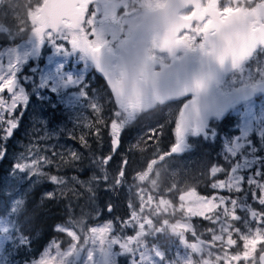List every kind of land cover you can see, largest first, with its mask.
<instances>
[{"label":"rangeland","instance_id":"rangeland-1","mask_svg":"<svg viewBox=\"0 0 264 264\" xmlns=\"http://www.w3.org/2000/svg\"><path fill=\"white\" fill-rule=\"evenodd\" d=\"M211 1L219 5L222 0L202 3L208 8ZM223 1L226 5L235 3ZM41 2L0 0V74L6 73L10 62L18 60L16 84L26 98L22 101L24 106L11 113L0 110V149L5 150L0 152V264H39L48 256L55 258L56 264L60 259L57 245L61 252L73 247L63 228L79 236L76 249L64 258V264H89V251L93 252L92 264H130L129 256L121 253L125 249L138 258L137 264L240 263L245 252L250 260L254 259L258 243L254 251L251 244L246 248L244 243L255 239V233L243 232L242 221L233 220L219 209L206 212L202 207L205 202L198 199V194L211 197L216 191L211 184L224 179L230 169L236 168L245 179L250 171L264 170V94L256 90L264 83V50L204 83L196 96L195 110L189 115L187 131L180 137L173 134L174 123L182 106L191 103L194 94L168 101L159 96L156 83L152 98L146 99L143 110H137L127 120L119 146L113 149L108 125L119 102L111 91V83L101 78L96 86L98 75L81 51H64L47 40L29 41L28 19ZM139 6L148 4L131 1L127 11L132 8L136 12ZM109 16L104 22L98 21L97 27L100 38L107 41L105 47L117 49L124 40L136 49L144 31L141 29L134 39L133 33L140 27L134 26L131 18L122 17L117 23ZM3 26L9 31L3 30ZM149 34L151 57L159 62L160 71L170 63L184 65L181 53L191 60L202 53L198 48L186 47H174L169 54L165 53L157 39L160 33ZM119 49L113 52L115 56H119ZM117 59L105 67L109 79L116 73L114 69L125 63ZM153 69L158 71L156 63ZM3 96L11 103L10 94L5 92ZM90 104H98L101 111L94 112ZM8 119H14L18 126L5 136L3 129L7 128ZM222 122L234 125L227 127L226 135L218 140V125ZM216 140L220 147L210 153L209 158L214 156L211 162L200 147ZM175 143L180 148L171 152ZM73 152L78 159L73 158ZM108 155V164H102V158ZM33 159L37 160L39 174L32 170L16 171L17 163L31 164ZM125 159V182L113 186ZM217 166L223 172L213 178L209 171ZM52 175L62 177L64 183L53 184L48 179ZM37 188L45 194L54 193L52 198H45L62 201L65 220L54 229L70 244L61 246L59 241H50L43 252L31 257L20 225L28 194ZM219 194L233 198L245 195L227 191ZM247 203L254 210H264L252 199L250 191ZM129 205L133 227L121 231L120 222L128 218ZM108 208L110 214L106 212ZM238 214L246 216L239 210ZM108 221H113L116 236L109 233L103 243L87 239L92 226ZM120 235L124 236L117 240ZM260 235L264 236V229ZM21 252L24 257L19 255Z\"/></svg>","mask_w":264,"mask_h":264},{"label":"snow or ice","instance_id":"snow-or-ice-1","mask_svg":"<svg viewBox=\"0 0 264 264\" xmlns=\"http://www.w3.org/2000/svg\"><path fill=\"white\" fill-rule=\"evenodd\" d=\"M92 4L95 7L91 14L88 15L89 5ZM245 7L246 15L240 18L243 21V26L230 36H221L219 25L207 17L194 19L193 16H188L184 18L187 21V26L179 27L164 34L160 48L161 50H170L179 46L198 48L210 61H214L221 66L226 63L230 65L239 64L241 66L258 50H264V0H247ZM243 10L241 8L220 9L216 14L222 16L225 12L238 13ZM98 16L100 17L99 19ZM106 16L107 13L101 14L100 0H42L28 21L31 24L30 34L39 38L40 43L47 40L64 51L79 50L99 62L107 41L100 38L97 27L98 21H102ZM201 24L203 27L198 26ZM85 25L90 31L86 30ZM3 30L9 31L5 26H3ZM90 37L92 38L90 39ZM197 37H199L198 45ZM151 59L154 60L155 57H151ZM18 63V60L10 62L7 65L6 73L0 74V110H5L8 113L13 112L19 106H24L22 101L26 99L23 95V90L19 89L16 84ZM110 83L111 91L114 93L116 101L119 102L118 107L113 112V118L108 125L111 145L115 149L119 146L122 128L137 110H143L146 97L136 87H134L131 94L128 92L127 79L123 72L114 73L110 79ZM145 83L147 82L145 81ZM203 86L201 81L196 80L189 87L185 88V94L191 92L194 95L191 103L186 102L178 113V118L174 123V136L180 137L182 133L187 131L189 115L195 110L196 96L199 95ZM5 92L10 94L11 103L4 98L3 94ZM89 107L94 112L98 113L101 111L98 104H90ZM0 119H3V117L0 116ZM6 123L7 128L3 129V131L5 136H8L18 124L14 119H8ZM194 131H198V129H194ZM96 132L99 136L100 130L98 128ZM80 139L82 142L84 141L83 136ZM179 148V143H175L170 151L175 152ZM4 151V149H0V152ZM72 156L75 159L79 158L75 152L72 153ZM110 159L111 155H108L102 158L101 163L107 165ZM127 165L128 161L126 159L122 160L113 186H119L125 182V169ZM36 166L37 160L33 159L31 164L17 163L14 167L18 173L32 170L33 174H39ZM221 172H223V169L217 166L210 169L209 175L215 178ZM229 173L225 174L224 179L214 180L211 187L216 191H214L211 197L198 194V199L205 202L202 207L206 212H214L219 209L224 214L231 215L233 220L242 221L243 232H254L256 238L246 240L244 243L246 248L251 244L254 251L257 243L264 242V236L260 235L261 230L264 229V210H254L247 203V193L250 191L252 199L259 205L264 206V170L257 168L254 172L250 171L247 179H245L242 173L238 174L236 168L230 169ZM48 179L53 184L59 185L64 183L63 178L56 175L49 176ZM104 179L107 180V177L105 176ZM245 185L248 186L247 190L245 189ZM225 191L245 193V195L233 198L232 196L219 194ZM45 195L52 198L54 193H46ZM129 208L128 218L120 222L121 231L133 227L130 223L133 216L131 205H129ZM238 210L246 213V216L241 217L238 214ZM202 218L205 217L202 216ZM62 230L66 231L67 235L71 237L73 247L68 252H61L57 245L56 253L60 259L56 264H64V258L72 255V251L76 249L77 242L79 241V236L74 231L64 228ZM237 231L241 232V229H237ZM89 232L90 235L87 239L93 243H103L109 233L116 236L113 221H108L102 226H92ZM123 236H117V240L122 239ZM116 246L123 248L118 243H116ZM121 253L129 256L130 264H137L138 258L131 251L125 249ZM243 258H248L247 252L244 253ZM54 259L48 256L46 259H42L39 264H53ZM87 259L89 264H92L93 252L89 251Z\"/></svg>","mask_w":264,"mask_h":264},{"label":"flooded vegetation","instance_id":"flooded-vegetation-1","mask_svg":"<svg viewBox=\"0 0 264 264\" xmlns=\"http://www.w3.org/2000/svg\"><path fill=\"white\" fill-rule=\"evenodd\" d=\"M131 1L132 2L145 1L148 4V6L147 7L139 6L136 12L132 10V8L130 11H127V9L131 7ZM167 1L168 0H162L161 3L156 5V3H154L155 0H100V11L102 15L107 13V15H110L109 17L111 18L113 17L114 22L117 23H119L122 17L126 19L131 18V22L135 24L134 26L140 27L139 30H136L133 33L134 39H135V35H138L141 29L144 31L143 32L144 37L142 39L147 38L148 34L151 33L150 29L152 28L153 24L161 17V15L164 16L170 15L173 6H178L179 11L175 14V17H172V19L169 20L166 26H187V23H185L184 18L188 16H193L194 19L207 17L219 25L221 36H230L233 32H235L236 30L233 28V26H243V21L240 18L246 15L245 5L247 3V0H243V2H237V0H235V3L231 2L230 5H226L225 2L222 0L219 5L216 4L217 6L215 4L213 5V2L211 1L208 4V8L204 7L205 4L202 3V0H197V1L182 0V1H178L176 4H170L166 12L159 14L158 11L163 10L165 5L167 4ZM94 7H95L94 4L89 5L88 15L91 14ZM227 8H241L244 10L238 13L225 12L222 16L216 14L220 11V9H227ZM86 19H87V15H86ZM104 21H106V18L102 20V22ZM145 26L147 27L151 26V28L148 29ZM198 26H203V25L201 24ZM162 37L163 36L161 34L158 35L157 39L160 43H162ZM197 42H199V37H197ZM119 47L120 49L118 50V52H119V58L121 60L126 59L132 53L131 42H125L121 44ZM179 47L183 48V46H179ZM170 50H162V51L168 53L170 52ZM203 56H204L203 53H201V55H199L198 57L200 58ZM183 60H188V59L183 58ZM256 249L257 252L254 259L250 260L249 258H247L240 263L229 262L227 264H264V242L258 243Z\"/></svg>","mask_w":264,"mask_h":264},{"label":"trees","instance_id":"trees-1","mask_svg":"<svg viewBox=\"0 0 264 264\" xmlns=\"http://www.w3.org/2000/svg\"><path fill=\"white\" fill-rule=\"evenodd\" d=\"M100 78L96 79V86L100 85ZM101 93V91L99 90ZM234 123L222 122L218 125L217 138L225 136L227 127H232ZM216 140L214 143L207 145L202 144L200 150H203V154L207 160H213L214 156L209 158L210 153H215L219 149V143ZM96 173V172H95ZM43 190L37 188L28 194L27 201L21 216L20 233L27 241V246L31 249L29 255L37 257L50 241H59L61 246H68L69 240L62 234L55 232L54 227L63 224L65 218H63V204L62 201L47 200L38 198L40 192ZM200 193H204L202 189H199ZM2 200V189L0 192V202ZM1 214V211H0ZM24 257V253H19Z\"/></svg>","mask_w":264,"mask_h":264},{"label":"water","instance_id":"water-1","mask_svg":"<svg viewBox=\"0 0 264 264\" xmlns=\"http://www.w3.org/2000/svg\"><path fill=\"white\" fill-rule=\"evenodd\" d=\"M185 23L187 22L185 21ZM170 27L176 30L179 27L185 26ZM241 27L242 26H233L234 29L237 28L236 30H239ZM32 40H39V38L31 34L29 41ZM89 59L95 64L98 72L107 78L102 70V66L110 64L114 58L111 56L102 55L99 62L93 60L91 57ZM233 66L234 65H230L228 63L221 66L214 61H210L209 58H204L197 63L190 64L189 66H171L164 75L157 74V80L160 84L158 92L163 98L171 100L178 99L187 95L185 94L184 90L185 88L189 87L191 83H194L196 80H199L203 83V81H205L208 77L217 74L221 70L230 69ZM258 92L260 94H264V84L258 89ZM108 211L110 212V210Z\"/></svg>","mask_w":264,"mask_h":264},{"label":"clouds","instance_id":"clouds-1","mask_svg":"<svg viewBox=\"0 0 264 264\" xmlns=\"http://www.w3.org/2000/svg\"><path fill=\"white\" fill-rule=\"evenodd\" d=\"M179 11L178 6H173L171 14L161 17L153 24L150 29L151 34L162 32L170 19ZM157 64V70L160 71L158 61L151 59V35L142 39L136 45V52L127 57L124 65L114 69L116 73H124L127 79V89L131 94L134 87L138 88L150 100L153 94V88L157 82V74L153 69V64ZM145 81L147 83H145Z\"/></svg>","mask_w":264,"mask_h":264}]
</instances>
